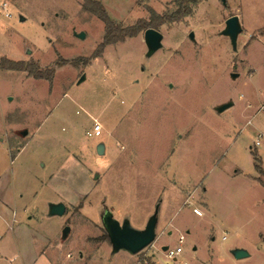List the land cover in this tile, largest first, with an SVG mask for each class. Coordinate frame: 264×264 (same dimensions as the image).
I'll return each instance as SVG.
<instances>
[{
	"label": "rangeland",
	"instance_id": "1",
	"mask_svg": "<svg viewBox=\"0 0 264 264\" xmlns=\"http://www.w3.org/2000/svg\"><path fill=\"white\" fill-rule=\"evenodd\" d=\"M91 1L122 27L174 7ZM232 16L242 29L235 49L222 35ZM263 28L264 0H203L180 23L158 28L163 47L151 58L143 32L93 57L104 35L94 4L0 0V62H23L44 76L53 70L46 80L0 68V174L12 171L34 208L46 213L47 201L68 208L62 218L42 217L48 235L71 229L60 247L67 264L79 252L87 258L77 264H264V187L254 179L264 176L251 156L264 169V148L252 146L264 136ZM81 32L84 39L75 36ZM93 119L99 137L86 134ZM104 207L138 230L157 209L156 240L134 256L112 253ZM180 236L182 253L167 259L162 247L176 248ZM235 248L248 257L234 259Z\"/></svg>",
	"mask_w": 264,
	"mask_h": 264
},
{
	"label": "crops",
	"instance_id": "2",
	"mask_svg": "<svg viewBox=\"0 0 264 264\" xmlns=\"http://www.w3.org/2000/svg\"><path fill=\"white\" fill-rule=\"evenodd\" d=\"M136 37H140V35ZM94 122L99 123L97 120L93 119V124ZM89 132L90 131H87L86 134ZM103 145L105 154L106 146L105 144ZM17 152H19V150ZM96 174L98 175V173ZM40 191L41 187L35 194H39ZM21 192L22 191H17L15 188L12 171H6L0 174V264H67L64 261L60 247L63 246L65 240L70 236L71 229L68 237L63 240L62 231L60 234L59 229V231L55 233V227H53V229L51 228L52 232L48 235L46 228L44 229L42 227V217L44 216L47 218H62L61 216H48V204L62 202L47 201L45 213L41 211L40 208H34L33 205H29L27 197L21 194ZM66 209L67 212L68 208L66 207ZM105 210L109 209L104 207L103 212ZM58 236L60 237L59 239ZM66 258H71L70 253L66 254ZM86 258L87 256L85 257L83 252H79L77 261L72 263L77 264L78 261L83 262Z\"/></svg>",
	"mask_w": 264,
	"mask_h": 264
},
{
	"label": "water",
	"instance_id": "3",
	"mask_svg": "<svg viewBox=\"0 0 264 264\" xmlns=\"http://www.w3.org/2000/svg\"><path fill=\"white\" fill-rule=\"evenodd\" d=\"M223 5H226V0H221ZM24 18L20 16V21H23ZM241 26L237 16H232L228 18L225 22V28L222 31V35L230 39L233 49L236 48L237 37L241 32ZM75 36L78 39H84L85 34L83 32L76 33ZM189 38L194 40L193 34H189ZM143 40L146 46V59L151 58V56L163 47L162 40L163 36L158 30L148 28L143 32ZM30 53V52H29ZM236 75H232L235 77ZM85 76L83 75L78 84L83 82ZM232 106V102H226L215 107L217 113H223L229 107ZM26 132H24V135ZM104 145L99 143L96 147V153L98 155L104 154ZM98 175H94V179H97ZM66 207L63 203H50L48 204V216H62L66 212ZM101 223L106 232L107 238L110 242L112 252L117 253L119 251H124L129 255H137L142 252L144 249L149 247L156 240V223H157V209L154 214L148 219L146 225L143 229L138 230L133 228L128 220H124L122 223L113 218L112 213L109 210H105L101 215ZM70 233L68 227L62 230V239L65 240ZM167 246H163L162 250L166 251ZM234 259L239 260L245 257H248V253L243 250L236 248L231 251Z\"/></svg>",
	"mask_w": 264,
	"mask_h": 264
},
{
	"label": "trees",
	"instance_id": "4",
	"mask_svg": "<svg viewBox=\"0 0 264 264\" xmlns=\"http://www.w3.org/2000/svg\"><path fill=\"white\" fill-rule=\"evenodd\" d=\"M203 0H172L173 9L165 14L159 15L155 13L153 10H150V18L148 20L140 19L134 25L128 27H122L117 25L114 21H112L104 8L98 2H93L91 0H83L86 4H94L97 7V15L100 20L104 23V35L102 42L99 44L95 55L93 57L100 56L103 48L106 45L124 42L127 38H134L139 33L144 32L148 28H152L158 30L159 27L163 25H171L175 23H180L187 17L191 16L195 7ZM88 9V8H87ZM259 34H264V28L259 30ZM66 63V62H62ZM0 68H5L7 70H17V71H28L29 74L35 79H46L51 80L53 75V70L48 72V76H44L45 73L42 71H37L34 69L33 71H29L25 68V64L23 62H14L8 59H3L0 62ZM251 156L254 162V168L260 175L264 176V169L262 167V160L256 153L252 152ZM264 187V180L256 177L254 178Z\"/></svg>",
	"mask_w": 264,
	"mask_h": 264
},
{
	"label": "built area",
	"instance_id": "5",
	"mask_svg": "<svg viewBox=\"0 0 264 264\" xmlns=\"http://www.w3.org/2000/svg\"><path fill=\"white\" fill-rule=\"evenodd\" d=\"M1 9L3 11H6V3L2 4ZM6 17H10V14H5ZM244 102L247 103V99H244ZM248 107V106H246ZM102 132V127L99 123L94 122L92 130L87 134L88 137H99L101 135ZM252 146L253 148H264V136L262 134H258L256 136V138L254 139V141L252 142ZM193 213L196 214L197 216L201 215V212L194 208L193 209ZM184 241V237L180 236L178 239V246L174 249H171L168 247V249L165 252V256L167 259L169 260H176V258L182 253L183 248H182V243ZM148 248V247H147ZM146 248V249H147ZM145 250V249H144Z\"/></svg>",
	"mask_w": 264,
	"mask_h": 264
}]
</instances>
